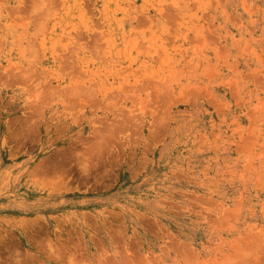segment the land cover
<instances>
[{"label": "rangeland", "instance_id": "obj_1", "mask_svg": "<svg viewBox=\"0 0 264 264\" xmlns=\"http://www.w3.org/2000/svg\"><path fill=\"white\" fill-rule=\"evenodd\" d=\"M0 264H264V0H0Z\"/></svg>", "mask_w": 264, "mask_h": 264}, {"label": "bare ground", "instance_id": "obj_2", "mask_svg": "<svg viewBox=\"0 0 264 264\" xmlns=\"http://www.w3.org/2000/svg\"><path fill=\"white\" fill-rule=\"evenodd\" d=\"M58 250H60V249H58ZM17 251V250H16ZM59 255V254H58ZM28 256H30V255H28ZM30 259V258H29ZM16 260V259H15Z\"/></svg>", "mask_w": 264, "mask_h": 264}]
</instances>
